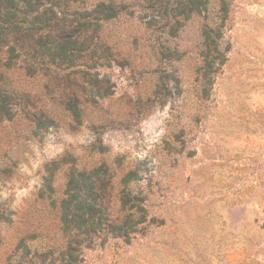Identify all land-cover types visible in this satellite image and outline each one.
<instances>
[{
	"label": "rangeland",
	"instance_id": "1",
	"mask_svg": "<svg viewBox=\"0 0 264 264\" xmlns=\"http://www.w3.org/2000/svg\"><path fill=\"white\" fill-rule=\"evenodd\" d=\"M64 7L72 66L29 76L0 51V264H62L68 189L102 217L129 214L123 200L152 220L82 245L81 264H264V0Z\"/></svg>",
	"mask_w": 264,
	"mask_h": 264
},
{
	"label": "trees",
	"instance_id": "2",
	"mask_svg": "<svg viewBox=\"0 0 264 264\" xmlns=\"http://www.w3.org/2000/svg\"><path fill=\"white\" fill-rule=\"evenodd\" d=\"M194 1L199 3V0ZM223 3L220 2L216 14L220 25L205 27L202 30L201 46L206 59L202 62L201 73L204 75L207 71L213 74L216 71L213 69L219 65L216 62L219 61L220 55L216 50V40L221 38L225 13ZM64 6L65 0H0V51L5 49L27 75L64 71L72 66L70 58L74 52L81 51L76 47V41L69 40L67 33L68 29L76 24L75 12L70 14ZM9 38L11 40H8ZM203 80L205 81L206 77L203 76ZM83 175L69 173V187L75 184L74 181L78 183L76 179ZM70 191L68 189L66 198L59 206L58 223L64 245L56 247V250L50 248L48 251L49 256L57 252L62 264H81L82 245L88 248L95 241L102 242L108 237L119 238L128 243L134 236L143 232L146 223L152 222L143 216L142 207L130 205L123 200H120L121 207L127 208L129 214L123 218L102 217L101 204H85L75 195L67 198ZM94 208L98 210L94 211Z\"/></svg>",
	"mask_w": 264,
	"mask_h": 264
}]
</instances>
